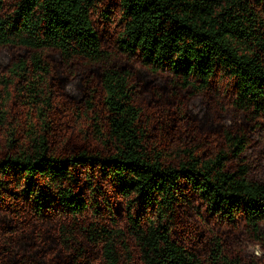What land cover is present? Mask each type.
Returning a JSON list of instances; mask_svg holds the SVG:
<instances>
[{
	"label": "trees",
	"instance_id": "obj_1",
	"mask_svg": "<svg viewBox=\"0 0 264 264\" xmlns=\"http://www.w3.org/2000/svg\"><path fill=\"white\" fill-rule=\"evenodd\" d=\"M97 1L13 0L6 8L5 0H0V46L19 45L29 53L14 61L8 73L20 81L29 103L41 114L51 103L45 49H57L66 62L81 57L102 64L99 84L108 130L107 134L98 130L108 152L84 150L74 156L54 154L47 137L34 134L27 149L0 158V200L6 196V179L13 174L25 179L27 191L40 204L49 201L79 213L89 204L75 190L78 167L89 165L128 201L127 230L144 247L146 264H250L227 253L214 237L203 256L188 248L174 236L176 215L184 203L191 204L184 195L187 185L208 213L234 225L243 220L262 237L264 182L249 180L242 164L228 167L229 152L223 150L202 158L184 149L175 165L149 148L131 71L111 64L112 52L94 26ZM260 3L264 0H120L124 28L119 47L139 55L153 71H169L183 89H208L222 71L235 81V105L251 119L264 118ZM228 140L232 156H241L248 145L246 134L230 132Z\"/></svg>",
	"mask_w": 264,
	"mask_h": 264
},
{
	"label": "rangeland",
	"instance_id": "obj_2",
	"mask_svg": "<svg viewBox=\"0 0 264 264\" xmlns=\"http://www.w3.org/2000/svg\"><path fill=\"white\" fill-rule=\"evenodd\" d=\"M5 3L9 8L13 0ZM258 7L264 15V3ZM92 19L104 47L112 52L111 64L131 71L149 148L175 165L184 149L202 158L223 150L229 152L228 167L242 164L249 180L264 182V118L251 119L235 105L230 75L220 71L205 90L183 89L169 71H153L139 55L120 49L124 28L120 0H98ZM43 54L50 65L51 103L41 114L20 90V81L8 75L12 63L28 56V51L19 45L0 46V158L27 149L34 134H44L50 150L60 156L108 152L98 136L100 128L108 131L99 84L103 65L81 57L66 62L55 48ZM230 132H244L248 138L237 158L230 152ZM78 178L75 190L89 204L79 213L49 201L40 204L21 176L6 179V196L0 200V264H146L144 247L127 230L129 203L115 184L89 165L78 167ZM184 195L191 204L180 206L174 228L181 243L203 256L214 237L227 253L264 264V223L258 237L243 220L234 225L208 213L187 185Z\"/></svg>",
	"mask_w": 264,
	"mask_h": 264
}]
</instances>
